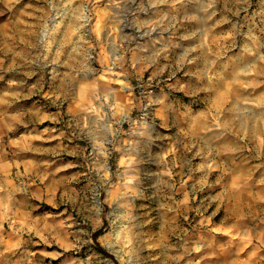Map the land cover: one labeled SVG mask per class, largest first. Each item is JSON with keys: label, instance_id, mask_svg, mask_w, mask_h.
<instances>
[{"label": "rangeland", "instance_id": "1", "mask_svg": "<svg viewBox=\"0 0 264 264\" xmlns=\"http://www.w3.org/2000/svg\"><path fill=\"white\" fill-rule=\"evenodd\" d=\"M213 2L40 0L35 36L24 37L39 44V63L23 75L41 106L35 182L52 197L25 196L24 204L33 203L42 227H51L24 235V264H203L185 241L198 211H182L179 190L189 165L177 147L175 115L183 104H204L188 88L195 52L241 43L240 30L218 29L224 20H213V33L203 20L200 33L198 8L203 16L218 8ZM232 21L241 27V19ZM260 49L264 54V21ZM199 189L187 204H211Z\"/></svg>", "mask_w": 264, "mask_h": 264}, {"label": "crops", "instance_id": "2", "mask_svg": "<svg viewBox=\"0 0 264 264\" xmlns=\"http://www.w3.org/2000/svg\"><path fill=\"white\" fill-rule=\"evenodd\" d=\"M213 3L218 8L203 16L198 8L200 33L203 20L210 21L209 33L217 32L212 31L213 20L217 26L224 20L218 28L221 33L240 30L242 38L235 48L209 45V49L202 46L198 56L195 52L188 88L204 104L198 108L183 104L176 110L177 147L183 151L184 167L189 165L179 190L182 211H198L185 241L202 255L203 264H240L239 257L264 264V54L260 49L264 0ZM39 10L40 0H0V264H24L26 251L20 247L24 235H39L41 228L49 233L51 227L49 222L42 227L44 219L33 203L24 204L25 196L52 197L35 182L42 159L40 142L33 138L40 136L41 106L26 92L29 75H23H33L39 63V44H26L24 39L35 36L31 25L35 28L34 19L39 21ZM238 18L241 27L236 30L232 20ZM102 107L106 116L108 110ZM103 164L109 172V163ZM201 186L211 204H187L190 198L195 201ZM44 187L50 184L45 182ZM103 222L94 230L99 231ZM178 226L185 229V221ZM65 237L62 242L67 244Z\"/></svg>", "mask_w": 264, "mask_h": 264}]
</instances>
